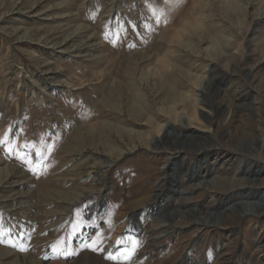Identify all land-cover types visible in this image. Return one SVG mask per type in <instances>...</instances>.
Listing matches in <instances>:
<instances>
[{
  "label": "rangeland",
  "instance_id": "rangeland-1",
  "mask_svg": "<svg viewBox=\"0 0 264 264\" xmlns=\"http://www.w3.org/2000/svg\"><path fill=\"white\" fill-rule=\"evenodd\" d=\"M181 262L264 264V0H0V264Z\"/></svg>",
  "mask_w": 264,
  "mask_h": 264
},
{
  "label": "bare ground",
  "instance_id": "bare-ground-1",
  "mask_svg": "<svg viewBox=\"0 0 264 264\" xmlns=\"http://www.w3.org/2000/svg\"><path fill=\"white\" fill-rule=\"evenodd\" d=\"M250 3V2H249ZM249 5V4H248ZM76 29V28H75ZM75 32V31H74ZM73 33V32H72ZM76 33V32H75ZM75 33H74V35H75ZM78 34V33H77ZM73 35V36H74ZM70 37H72V36H70ZM67 41V40H66ZM60 43V42H59ZM65 43V42H64ZM93 46V45H92ZM94 46H96V45H94ZM89 47V46H88ZM98 48V47H97ZM94 49V48H93ZM212 50V49H211ZM89 53V52H88ZM97 53H98V51H97ZM61 56V55H60ZM96 57H97V55H95ZM100 56V55H99ZM105 56V55H104ZM61 58H63V57H59L58 59H61ZM83 59V58H82ZM95 60V59H94ZM58 61V60H57ZM90 61V60H89ZM97 62H99V61H97ZM142 62V61H141ZM94 64V63H93ZM98 64V63H97ZM164 67V66H163ZM94 68V67H93ZM212 68H211V66L209 67V69L206 71L207 73H209L210 72V70H211ZM21 73L22 74H24V70L22 69L21 70ZM204 74L202 77H198L197 75V77L196 78H192V82H194L193 84L195 85H193V86H191L192 87V89L193 90H188V91H185V90H183V88H180L179 90L180 91H178V92H175V93H177V94H174L175 95V98H177L176 100H178L179 102H181L180 104H181V106H183L184 108L186 107V103L187 102H189V101H191L192 100V98H194V100L198 103V104H203V98H201L200 97V95H201V92L203 91V89L205 88V82H207V75L208 74ZM153 74V73H152ZM25 75V74H24ZM188 75V74H187ZM190 75V74H189ZM149 76V75H148ZM158 76V75H157ZM192 76V75H191ZM209 76V75H208ZM149 77H152V76H149ZM156 77V76H155ZM155 77H153V78H155ZM148 79V78H147ZM150 80V79H149ZM152 82V81H151ZM163 82V81H162ZM77 83V82H76ZM146 83V82H145ZM155 83V82H154ZM67 84H68V86H71L72 88H73V90H75V89H77L76 88V86L75 85H72L71 83H69V82H67ZM156 84V83H155ZM77 85V84H76ZM149 85V84H148ZM150 85H151V83H150ZM157 85V84H156ZM159 85H161L160 83H159ZM155 86V85H154ZM158 86V85H157ZM67 87V86H66ZM166 87V86H165ZM170 87V86H169ZM172 87H174V86H172ZM188 87V86H187ZM43 88V87H42ZM68 88V87H67ZM167 88V87H166ZM178 89V88H177ZM65 90V89H64ZM172 91H175L174 89H172ZM168 92V91H167ZM155 93V92H154ZM159 93V92H158ZM143 98V97H142ZM148 98V97H147ZM149 101H150V99H149ZM152 101V100H151ZM159 101V100H158ZM142 102V101H141ZM163 102V108L161 109L162 111H164V112H168L169 113V115H170V113H172V115L174 114L175 115V117H176V119H177V121H180V122H184V124H185V122H193V120L195 121V116L193 115V114H195V113H193V114H187V113H185V111H182V110H178V107H177V102L175 103V99L173 100V98L172 97H167L166 99H164V101H162ZM145 103V102H144ZM172 103V104H171ZM147 104V103H146ZM150 104V103H149ZM171 104V105H170ZM134 105V104H133ZM140 106H141V104H140ZM203 106V105H202ZM133 107H135V106H133ZM142 107V106H141ZM159 107V106H158ZM190 107H192V106H190ZM150 108H152V107H150ZM136 110V112L137 113H140V115L141 114H143L144 113V111L141 109V108H139V109H135ZM147 110H149V109H147ZM151 111H152V109H150ZM184 110H186V108L184 109ZM212 110H214V109H212ZM215 111V110H214ZM191 112V111H190ZM135 113V112H134ZM148 113V112H147ZM153 113V112H152ZM160 113V112H159ZM166 114V113H165ZM173 115V116H174ZM130 116H132V115H130ZM149 116V115H148ZM151 117V116H150ZM149 117V118H150ZM197 117V116H196ZM199 117V116H198ZM169 119V118H168ZM173 119V118H172ZM176 119H174V120H176ZM156 120V119H155ZM147 121V120H146ZM169 121V120H168ZM147 122H149V121H147ZM147 122H146V124H147ZM153 122H155V121H153ZM173 122V121H172ZM175 122V121H174ZM122 123V122H121ZM160 124V123H159ZM172 126V123H170V122H167V123H164V124H160L159 126H158V133H159V135H161L162 134V132H163V130H165V128L166 127H168V126ZM179 125H180V123H179ZM185 126V125H184ZM189 126V125H188ZM203 126V125H202ZM128 127V126H127ZM133 128V127H132ZM155 130V129H154ZM125 132V131H124ZM145 132V131H144ZM144 132H143V134H144ZM165 132V131H164ZM196 132H202V129H199V128H196V127H193V130H192V132H190V134H192V135H194V133H196ZM142 133V132H141ZM151 133H152V131H151ZM205 133V132H204ZM156 134V133H155ZM140 135V134H139ZM149 137V136H148ZM158 137V136H157ZM151 139V138H150ZM144 140V139H143ZM146 141V140H145ZM149 141V140H148ZM148 141H146V142H148ZM150 144V143H149ZM147 146H148V144H147ZM150 147V146H149ZM182 150V149H181ZM125 152V151H124ZM124 154V153H123ZM229 160V159H228ZM201 167V166H200ZM192 168V167H191ZM220 168V167H219ZM218 168V169H219ZM201 169H202V167H201ZM209 169H210V171L211 170H214V169H211V166H209ZM229 169V168H228ZM238 169V168H237ZM240 169V168H239ZM261 168H259V166L258 167H256L254 170L255 171H257V170H260ZM242 170V169H241ZM241 172V171H240ZM12 174V173H11ZM224 174V173H223ZM209 177L211 178H213V177H215V174H211V172H210V174H209ZM8 178V177H7ZM200 179L199 180H201L202 178H203V176H200L199 177ZM6 180H8V179H6ZM5 181V180H4ZM12 182V181H11ZM231 182V181H230ZM181 183V182H180ZM214 183H218V179H216L215 181H214ZM238 183V182H237ZM235 187V186H234ZM243 188V187H242ZM241 188V189H242ZM228 189V188H227ZM244 190V189H243ZM175 192V194H178V193H183V191H180L178 188L174 191ZM250 192V191H249ZM263 192V191H262ZM240 194V193H239ZM148 205V204H147ZM150 208V207H149ZM244 213V212H243ZM141 226H139V228H140ZM182 263V262H181ZM180 263V264H181Z\"/></svg>",
  "mask_w": 264,
  "mask_h": 264
},
{
  "label": "water",
  "instance_id": "water-1",
  "mask_svg": "<svg viewBox=\"0 0 264 264\" xmlns=\"http://www.w3.org/2000/svg\"><path fill=\"white\" fill-rule=\"evenodd\" d=\"M202 163H199L198 166L200 167ZM143 214V210H139L137 213H136V217H135V228H136V231L137 232H141V229L139 228V225H140V217L142 216ZM149 214H151L152 216H156V213L153 211L152 208H147L146 210V216H148ZM181 264H184V262H182Z\"/></svg>",
  "mask_w": 264,
  "mask_h": 264
},
{
  "label": "snow or ice",
  "instance_id": "snow-or-ice-1",
  "mask_svg": "<svg viewBox=\"0 0 264 264\" xmlns=\"http://www.w3.org/2000/svg\"><path fill=\"white\" fill-rule=\"evenodd\" d=\"M106 35H107V34H106ZM113 42H115V41H113ZM37 154L40 155V153H37ZM96 243H98V242H97V241H94L93 244L90 245V246L93 247V248H95ZM53 248H54L55 251H59V249H56L55 246H53ZM109 258H110V259H115L114 256H110Z\"/></svg>",
  "mask_w": 264,
  "mask_h": 264
}]
</instances>
